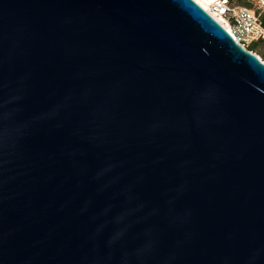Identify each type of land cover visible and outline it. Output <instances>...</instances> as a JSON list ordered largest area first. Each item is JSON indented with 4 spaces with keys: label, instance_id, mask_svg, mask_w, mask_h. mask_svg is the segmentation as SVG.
Returning a JSON list of instances; mask_svg holds the SVG:
<instances>
[{
    "label": "water",
    "instance_id": "water-1",
    "mask_svg": "<svg viewBox=\"0 0 264 264\" xmlns=\"http://www.w3.org/2000/svg\"><path fill=\"white\" fill-rule=\"evenodd\" d=\"M0 264H264V61L193 0H0Z\"/></svg>",
    "mask_w": 264,
    "mask_h": 264
},
{
    "label": "built area",
    "instance_id": "built-area-1",
    "mask_svg": "<svg viewBox=\"0 0 264 264\" xmlns=\"http://www.w3.org/2000/svg\"><path fill=\"white\" fill-rule=\"evenodd\" d=\"M193 1L214 20L221 18L227 25L224 29L236 44L257 55L248 48L252 42L264 39V26L259 17V11L264 9V0H252L254 5L251 8L233 4L229 0Z\"/></svg>",
    "mask_w": 264,
    "mask_h": 264
},
{
    "label": "trees",
    "instance_id": "trees-1",
    "mask_svg": "<svg viewBox=\"0 0 264 264\" xmlns=\"http://www.w3.org/2000/svg\"><path fill=\"white\" fill-rule=\"evenodd\" d=\"M229 2L249 8H251L253 5L252 0H229ZM259 17L262 25L264 26V9L259 11ZM248 49L255 52L264 61V39L252 42Z\"/></svg>",
    "mask_w": 264,
    "mask_h": 264
},
{
    "label": "bare ground",
    "instance_id": "bare-ground-1",
    "mask_svg": "<svg viewBox=\"0 0 264 264\" xmlns=\"http://www.w3.org/2000/svg\"><path fill=\"white\" fill-rule=\"evenodd\" d=\"M216 20L221 26H223V28H225V29L227 28V25L222 21L221 18L216 17Z\"/></svg>",
    "mask_w": 264,
    "mask_h": 264
},
{
    "label": "rangeland",
    "instance_id": "rangeland-1",
    "mask_svg": "<svg viewBox=\"0 0 264 264\" xmlns=\"http://www.w3.org/2000/svg\"><path fill=\"white\" fill-rule=\"evenodd\" d=\"M254 5V4H253ZM253 5H252V7H253Z\"/></svg>",
    "mask_w": 264,
    "mask_h": 264
}]
</instances>
